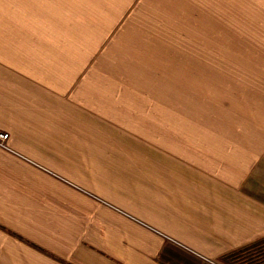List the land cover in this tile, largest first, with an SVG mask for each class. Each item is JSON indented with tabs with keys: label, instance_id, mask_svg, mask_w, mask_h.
<instances>
[{
	"label": "crops",
	"instance_id": "crops-1",
	"mask_svg": "<svg viewBox=\"0 0 264 264\" xmlns=\"http://www.w3.org/2000/svg\"><path fill=\"white\" fill-rule=\"evenodd\" d=\"M21 35L0 41V264H229L264 240V139L142 111Z\"/></svg>",
	"mask_w": 264,
	"mask_h": 264
},
{
	"label": "rangeland",
	"instance_id": "rangeland-1",
	"mask_svg": "<svg viewBox=\"0 0 264 264\" xmlns=\"http://www.w3.org/2000/svg\"><path fill=\"white\" fill-rule=\"evenodd\" d=\"M26 32L77 76L102 75L109 95L142 98V111L154 100L190 128L264 139V0H0V41Z\"/></svg>",
	"mask_w": 264,
	"mask_h": 264
},
{
	"label": "trees",
	"instance_id": "trees-1",
	"mask_svg": "<svg viewBox=\"0 0 264 264\" xmlns=\"http://www.w3.org/2000/svg\"><path fill=\"white\" fill-rule=\"evenodd\" d=\"M230 258L238 260V264H264V240L235 252Z\"/></svg>",
	"mask_w": 264,
	"mask_h": 264
},
{
	"label": "built area",
	"instance_id": "built-area-1",
	"mask_svg": "<svg viewBox=\"0 0 264 264\" xmlns=\"http://www.w3.org/2000/svg\"><path fill=\"white\" fill-rule=\"evenodd\" d=\"M8 138V134L4 132H0V145H5V142ZM210 264H224L222 262H217V261H210Z\"/></svg>",
	"mask_w": 264,
	"mask_h": 264
}]
</instances>
